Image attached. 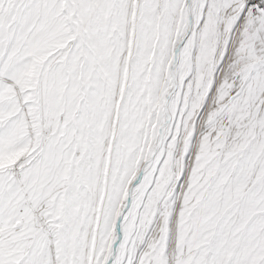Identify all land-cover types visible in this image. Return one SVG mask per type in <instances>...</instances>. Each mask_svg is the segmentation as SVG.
I'll return each instance as SVG.
<instances>
[{
	"label": "snow or ice",
	"instance_id": "obj_1",
	"mask_svg": "<svg viewBox=\"0 0 264 264\" xmlns=\"http://www.w3.org/2000/svg\"><path fill=\"white\" fill-rule=\"evenodd\" d=\"M0 264H264V0H0Z\"/></svg>",
	"mask_w": 264,
	"mask_h": 264
}]
</instances>
